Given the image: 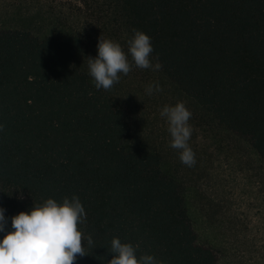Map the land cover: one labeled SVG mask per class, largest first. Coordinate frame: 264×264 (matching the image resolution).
<instances>
[{"label": "trees", "instance_id": "16d2710c", "mask_svg": "<svg viewBox=\"0 0 264 264\" xmlns=\"http://www.w3.org/2000/svg\"><path fill=\"white\" fill-rule=\"evenodd\" d=\"M67 5L31 18L29 27L0 28L5 216L75 195L86 214L78 225L85 256L75 264H108L114 237L159 264H220L212 247L198 243L182 186L164 173L163 157L131 147L133 125L117 83L97 90L86 55L100 36L127 53L132 30L143 31L159 73L219 126L247 138L264 162V0Z\"/></svg>", "mask_w": 264, "mask_h": 264}, {"label": "rangeland", "instance_id": "374dc122", "mask_svg": "<svg viewBox=\"0 0 264 264\" xmlns=\"http://www.w3.org/2000/svg\"><path fill=\"white\" fill-rule=\"evenodd\" d=\"M69 2L77 0H0V28L29 27L31 18ZM97 42L94 38L89 45L87 59L96 56ZM152 82H159L161 91L148 96L144 89ZM116 88L133 125L131 147L163 157L164 173L182 186L198 243L212 247L220 264H264V162L251 142L219 126L159 71L133 65ZM178 101L191 112L192 166L182 164L169 147L167 123L159 114Z\"/></svg>", "mask_w": 264, "mask_h": 264}, {"label": "clouds", "instance_id": "9594fccd", "mask_svg": "<svg viewBox=\"0 0 264 264\" xmlns=\"http://www.w3.org/2000/svg\"><path fill=\"white\" fill-rule=\"evenodd\" d=\"M127 46L125 53L118 42L99 37L96 56L87 59L88 74L97 90L110 89L119 82L120 75H128L133 65L140 69L160 70L161 64L152 62L154 50L146 33L133 29ZM144 91L148 96L160 92L159 82L149 83ZM159 114L167 123L169 147L178 151L182 164L192 166L194 154L188 143L192 134L191 112L184 102L178 101L163 106ZM5 212L0 207V234H3L0 236V264H75L77 255L85 256L78 225L84 223L86 214L77 196L65 197L60 203L48 198L42 204H33L27 212L22 211L10 218ZM87 244H93L91 236L87 237ZM136 252L131 243H122L114 237L111 240L112 259L108 264H159L152 255L137 257Z\"/></svg>", "mask_w": 264, "mask_h": 264}]
</instances>
